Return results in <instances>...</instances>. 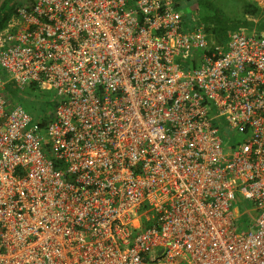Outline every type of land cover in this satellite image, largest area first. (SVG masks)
Returning <instances> with one entry per match:
<instances>
[{
	"label": "built area",
	"instance_id": "1",
	"mask_svg": "<svg viewBox=\"0 0 264 264\" xmlns=\"http://www.w3.org/2000/svg\"><path fill=\"white\" fill-rule=\"evenodd\" d=\"M197 3L13 10L0 30V264H264V32L211 44ZM9 84L48 92V121Z\"/></svg>",
	"mask_w": 264,
	"mask_h": 264
},
{
	"label": "rangeland",
	"instance_id": "2",
	"mask_svg": "<svg viewBox=\"0 0 264 264\" xmlns=\"http://www.w3.org/2000/svg\"><path fill=\"white\" fill-rule=\"evenodd\" d=\"M27 1L30 0H23L21 3L24 4ZM244 1L245 0H212L210 14L217 19L218 24H221L224 27L226 25L233 27L237 22H242L247 18L248 21H253L255 23L253 29L258 31L257 24L264 19V13H260L255 19L250 16L244 17ZM195 9L198 11V15L201 18L203 16L201 5L197 3ZM246 32L250 33L251 29L248 28ZM11 95L14 97L15 101L32 116L33 119L42 120L46 118L48 120L50 118L54 98H52L48 92L42 91L38 88L31 89L25 87L24 89L14 88V92H12Z\"/></svg>",
	"mask_w": 264,
	"mask_h": 264
},
{
	"label": "trees",
	"instance_id": "3",
	"mask_svg": "<svg viewBox=\"0 0 264 264\" xmlns=\"http://www.w3.org/2000/svg\"><path fill=\"white\" fill-rule=\"evenodd\" d=\"M187 1H188L187 5H190L196 2H198V4L201 5L203 16L200 19L205 24L206 32L208 34L207 38L211 44H223L224 42H226L227 33L230 30H237L240 27L247 28V29L254 28L255 23L253 21H248L247 18H245L242 22H237L236 25H234L233 27H230L227 25L224 27L223 25L218 24L217 19H215L210 14L212 0H187ZM243 3H244V6H243L244 17L250 16L252 18H256L260 13H264V12H261V10L257 6H255L254 4L250 2L244 1ZM9 6H10V3L7 0H5L3 5L0 8V30L4 28L11 13L16 8V6H13V7L12 6L9 7ZM257 28H258L257 30L259 33L264 32V19H262L257 24ZM7 87L11 93L14 92V88L10 84ZM30 88L37 89V87H34V86ZM38 121L45 123L48 120L44 118Z\"/></svg>",
	"mask_w": 264,
	"mask_h": 264
},
{
	"label": "crops",
	"instance_id": "4",
	"mask_svg": "<svg viewBox=\"0 0 264 264\" xmlns=\"http://www.w3.org/2000/svg\"><path fill=\"white\" fill-rule=\"evenodd\" d=\"M4 1L5 0H0V8H1V6L3 5V3H4ZM9 3H10V6L9 7H13V6H19V5H22V3L21 2H23V0H7ZM246 2H248L247 0H245ZM13 3H14V5H13ZM255 19V18H254Z\"/></svg>",
	"mask_w": 264,
	"mask_h": 264
}]
</instances>
